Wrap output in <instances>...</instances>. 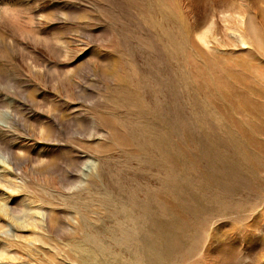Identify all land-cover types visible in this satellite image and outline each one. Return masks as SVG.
Listing matches in <instances>:
<instances>
[{"label": "rangeland", "instance_id": "rangeland-1", "mask_svg": "<svg viewBox=\"0 0 264 264\" xmlns=\"http://www.w3.org/2000/svg\"><path fill=\"white\" fill-rule=\"evenodd\" d=\"M0 264H264V0H0Z\"/></svg>", "mask_w": 264, "mask_h": 264}]
</instances>
